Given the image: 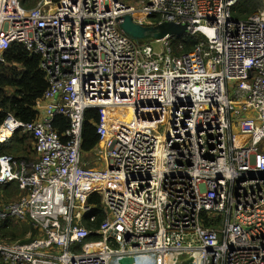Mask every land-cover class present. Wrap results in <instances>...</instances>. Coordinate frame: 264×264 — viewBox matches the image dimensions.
I'll return each instance as SVG.
<instances>
[{"label": "built area", "instance_id": "1", "mask_svg": "<svg viewBox=\"0 0 264 264\" xmlns=\"http://www.w3.org/2000/svg\"><path fill=\"white\" fill-rule=\"evenodd\" d=\"M242 1L0 0V61L21 43L49 83L37 121L8 113L0 125L3 141L33 135L40 156L29 170L0 155V183L21 191L0 221L38 229L0 242V264H264V0L238 18ZM125 15L202 37L178 54L172 36L138 45L119 28ZM91 108L104 168L81 154ZM59 115L71 122L63 135ZM93 193L106 213L96 230L84 225Z\"/></svg>", "mask_w": 264, "mask_h": 264}, {"label": "trees", "instance_id": "2", "mask_svg": "<svg viewBox=\"0 0 264 264\" xmlns=\"http://www.w3.org/2000/svg\"><path fill=\"white\" fill-rule=\"evenodd\" d=\"M22 5L33 8L38 0H21ZM58 2L59 0H54ZM260 7L259 0H243L238 5L236 15L238 18H247ZM201 34L172 37L170 39L174 53L190 51L201 38ZM182 44V48L179 45ZM49 83L46 73L42 69L41 55L29 50L21 43H13L4 53V60L0 61V124L5 120L8 113L14 114L24 122L37 121L40 112L36 108L37 102L43 98ZM100 112L96 108L87 109L84 114L82 129L81 154L88 155L94 151L99 143L96 124L99 122ZM70 119L66 116H56L53 127L60 135L66 133L70 128ZM35 139L21 130L15 132L10 142L6 145L0 144V154H7L19 161L27 163L29 167L39 160V155L34 146ZM85 159L84 156L82 157ZM17 183L12 182L0 185V200L11 202L14 195H20ZM88 202L93 205V213L96 220L91 222L85 218L84 225L90 230H96L106 217L101 196L98 193L90 195ZM31 231L32 236L26 238ZM37 228L28 221L18 218H7L0 222V239L3 242L20 240L21 243L32 241L37 235ZM95 242V239L88 243ZM82 248V247H80Z\"/></svg>", "mask_w": 264, "mask_h": 264}, {"label": "water", "instance_id": "3", "mask_svg": "<svg viewBox=\"0 0 264 264\" xmlns=\"http://www.w3.org/2000/svg\"><path fill=\"white\" fill-rule=\"evenodd\" d=\"M118 21L121 31L138 45L162 40L168 36L182 38L189 33L187 24L173 21H161L155 24L143 25L135 22L130 15H125ZM120 264H134V259L124 258L120 261Z\"/></svg>", "mask_w": 264, "mask_h": 264}, {"label": "rangeland", "instance_id": "4", "mask_svg": "<svg viewBox=\"0 0 264 264\" xmlns=\"http://www.w3.org/2000/svg\"><path fill=\"white\" fill-rule=\"evenodd\" d=\"M237 10H238V8L236 7V9L234 10L235 15H236ZM155 46H158V44H155ZM83 156L85 158L84 162H86V164L88 166H92V167H100V166H102L100 160L97 159V155L94 152H92V153H90L88 155H82V157ZM20 195H21V192H20ZM17 200H18V193L13 196V198L11 199V202H16ZM7 203H10V202H7ZM4 204H6L5 201H1L0 202L1 206L4 205ZM28 235H29V233L26 234V236H28ZM16 241H20V240H16ZM54 250L60 251L59 248H54Z\"/></svg>", "mask_w": 264, "mask_h": 264}, {"label": "crops", "instance_id": "5", "mask_svg": "<svg viewBox=\"0 0 264 264\" xmlns=\"http://www.w3.org/2000/svg\"><path fill=\"white\" fill-rule=\"evenodd\" d=\"M21 3H22V1H21ZM27 9V8H26ZM39 102V101H38ZM36 108L38 109V107L36 106ZM39 110V109H38ZM39 112H40V110H39ZM56 118V117H55ZM54 118V119H55ZM4 122V121H3ZM2 122V123H3ZM53 122H54V120H53ZM1 123V124H2ZM0 124V125H1ZM22 132H24V131H22ZM25 133H27V132H25ZM15 135V133H13V135L10 137V138H8L6 141L4 140H1V138H0V144H3V145H6V144H8L9 142H10V140L12 139V137ZM33 136V135H32ZM34 137V136H33ZM34 139H35V137H34ZM34 146H35V149H36V140H35V142H34ZM38 153V152H37ZM0 155H7V154H0ZM39 155V154H38ZM11 156V155H10ZM13 157V156H12ZM14 159H16L15 157H13ZM39 159H40V156H39ZM18 162H22V163H24V164H26L27 165V163H25V162H23V161H19L18 159H16ZM85 160V159H84ZM39 161V160H38ZM37 161V162H38ZM36 163V162H35ZM28 166V165H27ZM32 166V165H31ZM29 167V166H28ZM105 167V162L103 163V165H102V168H104ZM29 170L31 169V167H29L28 168ZM15 183H17V182H15ZM18 184V183H17ZM0 185H5V184H1L0 183ZM19 186V185H18ZM1 201V200H0ZM90 204V203H89ZM93 206V205H92ZM8 218H14V217H8ZM18 218V217H17ZM7 219V218H6ZM21 218H18V220H20ZM5 220V219H4ZM22 220H25V221H28V223L29 222H31L32 223V221L29 219V218H25V219H22ZM3 221V220H2ZM1 222V221H0ZM33 224V223H32ZM34 225V224H33ZM35 226V225H34ZM38 230V229H37ZM29 233V235H30V237L32 236V232L31 231H29L28 232ZM37 233H38V231H37ZM30 237H28V236H26V238H30ZM0 242H2L3 243V241L0 239ZM7 242V241H6ZM12 242H14V241H12ZM30 242V241H29ZM26 243H28V242H26Z\"/></svg>", "mask_w": 264, "mask_h": 264}, {"label": "bare ground", "instance_id": "6", "mask_svg": "<svg viewBox=\"0 0 264 264\" xmlns=\"http://www.w3.org/2000/svg\"><path fill=\"white\" fill-rule=\"evenodd\" d=\"M189 34V33H188ZM119 113V112H118ZM132 112L131 111H126L124 114H123V118L125 120H130L132 118ZM14 218H17V216H14Z\"/></svg>", "mask_w": 264, "mask_h": 264}]
</instances>
